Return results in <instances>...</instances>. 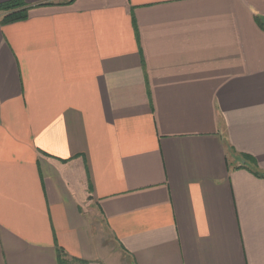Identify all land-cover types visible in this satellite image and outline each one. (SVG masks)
<instances>
[{
  "label": "crops",
  "instance_id": "1",
  "mask_svg": "<svg viewBox=\"0 0 264 264\" xmlns=\"http://www.w3.org/2000/svg\"><path fill=\"white\" fill-rule=\"evenodd\" d=\"M22 1L0 264H264V0Z\"/></svg>",
  "mask_w": 264,
  "mask_h": 264
},
{
  "label": "trees",
  "instance_id": "2",
  "mask_svg": "<svg viewBox=\"0 0 264 264\" xmlns=\"http://www.w3.org/2000/svg\"><path fill=\"white\" fill-rule=\"evenodd\" d=\"M71 1H73V0H69L68 2H71ZM49 2H47V3H49ZM50 3L52 4V2H50ZM30 8H31V5H27L22 0H13V1H9L6 3H1L0 4V11L5 12L7 14L0 20V24L13 22V21L22 20V19L27 18ZM258 21L262 25V22L259 18H258ZM245 157L249 158L255 166L254 159H252L248 155H245ZM256 173L260 174L259 171H256ZM261 176H263V175L261 174Z\"/></svg>",
  "mask_w": 264,
  "mask_h": 264
},
{
  "label": "rangeland",
  "instance_id": "3",
  "mask_svg": "<svg viewBox=\"0 0 264 264\" xmlns=\"http://www.w3.org/2000/svg\"><path fill=\"white\" fill-rule=\"evenodd\" d=\"M7 13L0 11V20L6 15Z\"/></svg>",
  "mask_w": 264,
  "mask_h": 264
}]
</instances>
